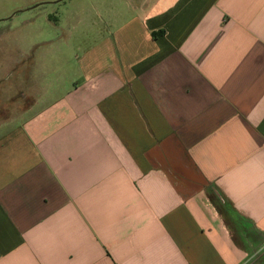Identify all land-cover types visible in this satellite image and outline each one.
Listing matches in <instances>:
<instances>
[{
    "label": "crops",
    "instance_id": "obj_1",
    "mask_svg": "<svg viewBox=\"0 0 264 264\" xmlns=\"http://www.w3.org/2000/svg\"><path fill=\"white\" fill-rule=\"evenodd\" d=\"M91 17L79 81L0 95V264H264V0Z\"/></svg>",
    "mask_w": 264,
    "mask_h": 264
},
{
    "label": "rangeland",
    "instance_id": "obj_2",
    "mask_svg": "<svg viewBox=\"0 0 264 264\" xmlns=\"http://www.w3.org/2000/svg\"><path fill=\"white\" fill-rule=\"evenodd\" d=\"M89 1L0 0V95L2 100H13L10 112H15L16 91L23 87L25 81L21 76L27 69L29 78L24 85L29 88L33 87L36 78L32 75V71H36L32 67L43 68V64L47 79L60 72L74 82L80 80L73 76L78 65L76 58L94 43V34L90 31H95V18L91 17L87 28L76 26V20L84 3ZM85 33L90 38L82 39L81 35ZM19 66L23 68V74L17 76ZM51 67L53 69H49Z\"/></svg>",
    "mask_w": 264,
    "mask_h": 264
}]
</instances>
